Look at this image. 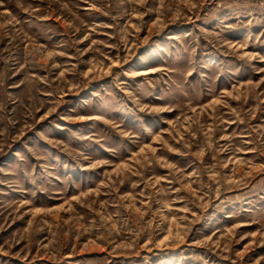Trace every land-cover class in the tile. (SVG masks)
I'll list each match as a JSON object with an SVG mask.
<instances>
[{
    "label": "rangeland",
    "instance_id": "rangeland-1",
    "mask_svg": "<svg viewBox=\"0 0 264 264\" xmlns=\"http://www.w3.org/2000/svg\"><path fill=\"white\" fill-rule=\"evenodd\" d=\"M0 264H264V0H0Z\"/></svg>",
    "mask_w": 264,
    "mask_h": 264
}]
</instances>
